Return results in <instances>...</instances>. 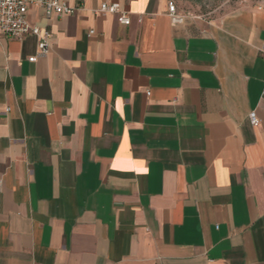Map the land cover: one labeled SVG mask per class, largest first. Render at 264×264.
<instances>
[{"label":"crops","instance_id":"1","mask_svg":"<svg viewBox=\"0 0 264 264\" xmlns=\"http://www.w3.org/2000/svg\"><path fill=\"white\" fill-rule=\"evenodd\" d=\"M60 1L0 34V264H264V8Z\"/></svg>","mask_w":264,"mask_h":264},{"label":"built area","instance_id":"2","mask_svg":"<svg viewBox=\"0 0 264 264\" xmlns=\"http://www.w3.org/2000/svg\"><path fill=\"white\" fill-rule=\"evenodd\" d=\"M31 5L44 8L48 17L53 15L74 14L83 6H70L60 0H0V34L23 37L25 35H36L39 38V49L41 53L47 51V39L50 33L40 26L34 25L28 18V10ZM169 15L175 22H181L183 17L178 13L175 0L168 1ZM101 13H116L118 19L123 24H130L131 19L127 12L122 11L117 3L103 2L101 6L94 10ZM94 30L89 31V35L94 34ZM37 56L29 58L31 62L36 61ZM250 122L253 126H258L261 122L255 111L249 114Z\"/></svg>","mask_w":264,"mask_h":264},{"label":"rangeland","instance_id":"3","mask_svg":"<svg viewBox=\"0 0 264 264\" xmlns=\"http://www.w3.org/2000/svg\"><path fill=\"white\" fill-rule=\"evenodd\" d=\"M185 11L206 14L210 17L220 16L230 10L241 7H262L264 0H176Z\"/></svg>","mask_w":264,"mask_h":264}]
</instances>
